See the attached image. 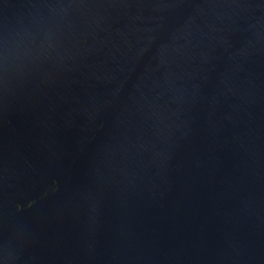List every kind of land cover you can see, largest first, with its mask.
<instances>
[{"label": "water", "instance_id": "95a60500", "mask_svg": "<svg viewBox=\"0 0 264 264\" xmlns=\"http://www.w3.org/2000/svg\"><path fill=\"white\" fill-rule=\"evenodd\" d=\"M0 264H264V0H0Z\"/></svg>", "mask_w": 264, "mask_h": 264}]
</instances>
